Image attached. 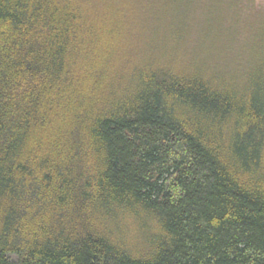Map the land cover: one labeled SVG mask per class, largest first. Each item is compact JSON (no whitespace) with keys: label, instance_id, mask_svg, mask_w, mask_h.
Instances as JSON below:
<instances>
[{"label":"trees","instance_id":"16d2710c","mask_svg":"<svg viewBox=\"0 0 264 264\" xmlns=\"http://www.w3.org/2000/svg\"><path fill=\"white\" fill-rule=\"evenodd\" d=\"M245 6L0 0V264H264Z\"/></svg>","mask_w":264,"mask_h":264},{"label":"rangeland","instance_id":"374dc122","mask_svg":"<svg viewBox=\"0 0 264 264\" xmlns=\"http://www.w3.org/2000/svg\"><path fill=\"white\" fill-rule=\"evenodd\" d=\"M244 5H247L244 7L243 15L246 16H257V14L261 13L264 15V0H243ZM240 36V35H239ZM241 41V39H240ZM239 43V40H238ZM237 49V47H236ZM235 60L237 59V54L235 53ZM236 61H233V64H235Z\"/></svg>","mask_w":264,"mask_h":264}]
</instances>
